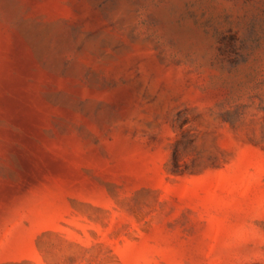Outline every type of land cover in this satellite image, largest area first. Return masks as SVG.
<instances>
[{
    "label": "rangeland",
    "instance_id": "obj_1",
    "mask_svg": "<svg viewBox=\"0 0 264 264\" xmlns=\"http://www.w3.org/2000/svg\"><path fill=\"white\" fill-rule=\"evenodd\" d=\"M0 264H264V0H0Z\"/></svg>",
    "mask_w": 264,
    "mask_h": 264
}]
</instances>
